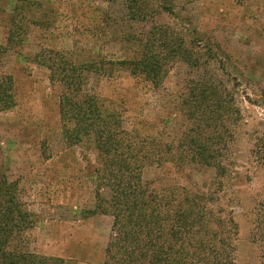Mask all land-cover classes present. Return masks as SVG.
Masks as SVG:
<instances>
[{"label": "rangeland", "instance_id": "obj_1", "mask_svg": "<svg viewBox=\"0 0 264 264\" xmlns=\"http://www.w3.org/2000/svg\"><path fill=\"white\" fill-rule=\"evenodd\" d=\"M149 3L166 10L154 19L136 21L126 0H0V45H8L9 31L15 29L13 15L19 28L15 40L21 39L9 45L0 67L13 78L16 100L0 113V166L18 183L33 218L14 245L63 257L69 264H102L106 257L113 218L89 214L95 193L88 161L94 162L97 152L88 141L73 146L65 142L59 112L64 86L52 81L50 69L39 62L59 53L96 64L83 72V89L120 112L124 128L139 138L179 139L191 125L183 100L199 80H213L234 96L242 114L241 144L222 186L213 183L214 168L191 163H152L143 178L159 189L178 185L198 193L213 191L212 207L232 214L238 223L241 263L257 261L259 251L248 237L255 198L264 197V168L253 160L246 132L264 130V0ZM17 4L23 8L15 12ZM154 23L180 32L200 58L197 66L173 60L160 87L117 64L137 51L124 36L143 37Z\"/></svg>", "mask_w": 264, "mask_h": 264}, {"label": "trees", "instance_id": "obj_2", "mask_svg": "<svg viewBox=\"0 0 264 264\" xmlns=\"http://www.w3.org/2000/svg\"><path fill=\"white\" fill-rule=\"evenodd\" d=\"M126 3L136 21L154 19L162 14L160 10H166L150 7L149 0ZM22 8L17 4L14 9ZM12 17L16 30L10 29L7 46L0 45V67L9 45L21 41L15 40L19 28L16 16ZM123 40L138 47L131 58L117 64L143 75L155 87L161 86L173 60L182 58L194 66L200 60L195 49L187 48L183 35L165 23H154L143 37L128 35ZM39 62L50 69L52 81L64 86L59 112L65 142L73 146L88 141L97 152L96 160L88 161L95 193V206L89 214L113 218L102 264H242L238 223L232 214L212 207L213 191L198 193L178 185L159 189L143 178L144 168L152 163L173 162L180 167L191 163L214 168L213 183L222 186L233 172L241 144L242 114L232 94L221 91L213 80H199L183 100L191 125L179 139L139 138L124 128L120 112L83 89V72L96 64L78 63L59 53ZM107 64L115 62H102ZM15 104L13 78L0 69V113ZM246 134L253 160L264 168V130ZM251 210L248 240L259 256L244 264H264L263 196L255 198ZM32 222L18 183L10 181L0 166V264H69L63 257L14 245Z\"/></svg>", "mask_w": 264, "mask_h": 264}]
</instances>
